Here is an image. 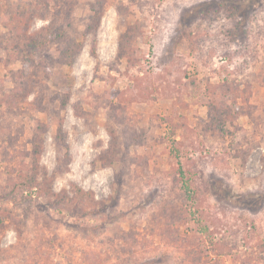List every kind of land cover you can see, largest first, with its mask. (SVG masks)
Listing matches in <instances>:
<instances>
[{
    "label": "rangeland",
    "instance_id": "obj_1",
    "mask_svg": "<svg viewBox=\"0 0 264 264\" xmlns=\"http://www.w3.org/2000/svg\"><path fill=\"white\" fill-rule=\"evenodd\" d=\"M0 264H264V0H0Z\"/></svg>",
    "mask_w": 264,
    "mask_h": 264
},
{
    "label": "trees",
    "instance_id": "obj_2",
    "mask_svg": "<svg viewBox=\"0 0 264 264\" xmlns=\"http://www.w3.org/2000/svg\"><path fill=\"white\" fill-rule=\"evenodd\" d=\"M69 51H70V49H69V48H67V49H66V52L68 53ZM65 102H66V101H65V99H64V100H63V102H62V103H63V105L65 104ZM32 152H33V156H34V157H36L37 155H39V153H40V146H39L38 144H37V145H35V146H34V148H33V151H32ZM77 192L79 193V192H80V190H78ZM85 194H89V196H90V197H92V195H91V192H90V191H89V192H87V193L85 192ZM80 197H83V196H80Z\"/></svg>",
    "mask_w": 264,
    "mask_h": 264
}]
</instances>
